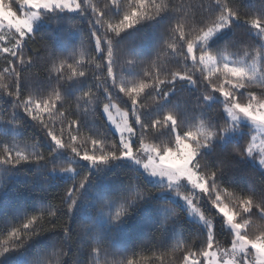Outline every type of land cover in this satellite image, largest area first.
Returning <instances> with one entry per match:
<instances>
[{"label":"trees","instance_id":"16d2710c","mask_svg":"<svg viewBox=\"0 0 264 264\" xmlns=\"http://www.w3.org/2000/svg\"><path fill=\"white\" fill-rule=\"evenodd\" d=\"M230 2L242 13L255 11L258 15H264V0ZM10 3L14 11L19 9L14 1ZM210 3H214V0H155L157 5L169 6L173 10L172 15L180 18L181 25L187 22L189 27L184 28V31L190 33V38H194L200 30L201 22L210 26L213 18L207 11ZM86 5L87 13L84 14L42 12L40 23L32 31L34 37L23 48L24 59L31 58L34 63L25 66L22 73V83L26 85L21 90L22 99L31 98L36 102L50 98L55 104L51 114L44 113L37 121H32L19 109L14 111L12 123L7 122L12 118L14 109L6 90L10 85L15 90L16 86L14 77L4 72L9 67L7 61L12 57L0 55V154L6 146L18 147L22 152H39L45 156L52 153L47 161H29L15 168L0 165V241L6 239L8 232L20 226L28 217L40 216L51 205L58 206L65 188L71 186L74 180L79 183L86 177L71 213H66L64 209L57 211L56 223H66L68 236L57 228L29 238L21 247L9 248L6 252L0 247V264H44L45 260L48 264H60L62 260L64 264H73V261L75 264H121L127 259H133L136 264H183V257L189 251L199 253L206 247V233L198 223L186 217L179 203L161 193L163 186L150 182L138 167L123 158L109 160L106 164H91L71 152L75 146L81 154H92L93 139L102 141L95 149L96 154L119 144L117 135L110 129L102 112L103 106L110 101H117L126 108L130 114L129 123H135V117L131 116L130 100L119 92L118 87L112 86V78L107 76L105 29H99L104 50V56H101L96 51L89 24L94 7L109 12L104 18L105 27L109 22H118V17H115L118 15L116 6L126 10L129 7L128 0H115V4L113 0H86ZM172 15L164 14L143 21L121 34L117 41L119 45L115 65L118 85L131 87L133 83L147 79L145 73H151L153 77L159 74L162 80L170 79L166 75L168 71L192 72L197 80H202L201 65L193 64L191 60L187 64L178 62L182 58L168 55L167 45L175 42L179 35L177 30L175 37H168L167 28L173 19ZM73 22L75 27H71ZM162 46L165 52L157 61L156 52ZM206 47L213 50L219 63L228 59L255 61L258 60L257 47L264 49L255 30L238 20H233L212 36ZM50 50L59 57L55 64L50 59ZM195 55L199 59V50H196ZM65 58L67 62L62 67L61 60ZM260 62L264 65V54H261ZM69 63L72 69L68 67ZM73 69L77 73L85 71L87 76L69 80ZM56 70L63 73L62 80H57ZM213 80L219 85L223 77L217 79L213 76ZM163 87L164 90L168 88L167 85ZM106 88L111 100L107 97ZM204 90L209 91L206 85L194 87L187 81H177L164 101L157 104L159 96L148 89L138 98V114L143 122L150 123L165 110H175L185 124L181 132L188 127L196 130L206 127L207 123H222V119H227L223 114L222 100L205 102L203 108L197 106ZM249 90L257 95L264 94V90L256 84L250 85ZM84 93H89V96L85 97ZM247 99L245 94L242 102L247 103ZM74 120L80 121L78 130L72 123ZM48 131L66 142V148H57L47 136ZM169 135L170 130L165 129L155 133L154 137L149 134L143 139L148 145H166ZM71 136L77 139L72 141ZM248 141L249 133L223 143L215 140L212 147L201 150L197 157L204 158L206 164L203 167L206 168L217 167L218 161L236 164L234 169H226L218 177L219 192L213 193L214 196L220 195L230 210H235L240 197L250 191L257 198H264L263 171L248 157L239 159L225 155L233 146ZM139 144L140 138L133 136V146L138 147ZM54 167H71L72 171H53ZM137 189L150 190V193L143 199L134 200L128 205L126 215L120 221L112 222L111 215L118 210L121 198ZM102 205L104 212L100 211ZM245 219L250 224L249 235H259L258 226L262 222L256 216ZM46 221L47 217L41 223L47 228L49 225ZM214 232L218 244H230L231 234L220 219L216 220ZM97 241L103 243L98 254L91 252V248L97 246L94 243ZM61 243L67 249L66 257L60 251Z\"/></svg>","mask_w":264,"mask_h":264},{"label":"snow or ice","instance_id":"6c2138e0","mask_svg":"<svg viewBox=\"0 0 264 264\" xmlns=\"http://www.w3.org/2000/svg\"><path fill=\"white\" fill-rule=\"evenodd\" d=\"M15 3L20 7L18 10H13V4L6 2V0H0V28L7 26L10 30H14L16 36V43L13 47H0V53H4L6 56L12 57L7 63L9 67L4 69V72L8 76L14 77L15 90L12 86H8L6 94L11 98L13 105V115L8 123H12L14 120V111L22 109L23 112L30 117L32 121H37L39 117H42L44 113L51 114L55 108L54 102L49 99H42L34 102L31 98L28 100L22 99V89L26 86L22 83L25 66L34 63L29 58L24 59L23 48L32 35L33 22L38 19L42 12H75L79 11L81 14L87 13L86 0H15ZM115 4V0H113ZM128 9H121L118 5L116 9L118 11V22H109L106 27L104 25V18L109 15V12L97 7L92 8V16L89 17L90 34L92 38H95L96 51L104 56V50L102 49L100 28H104V36L107 44V76L112 78V86L118 87L120 93L125 94L131 102V116L135 117V123H129V113H124L123 125L117 124L116 131L119 133V144L113 145L107 151L101 150L99 154H96L95 149L102 141L99 139H93L92 145L94 151L92 154L85 152L83 154L77 150L75 146L72 147L71 152L80 159L88 161L91 164H106L109 160H116L119 158L136 159L137 163H140L141 154L147 157V162H143V168L152 176L164 177L169 184L178 183L180 181H186L187 184L200 193L205 194L209 198L213 196V193L219 192L218 177L229 168H235L236 164L229 161L223 163L218 161V166L215 168L203 167L206 161L203 157L197 159L200 156L201 150L212 147L213 139L223 140L225 136L233 132L237 127L241 117L246 118L257 132L264 133V94L257 95L249 90V86L256 84L260 89L264 90V65L260 62L261 54H264V49L257 47L258 62L260 67H257L256 63L246 64H229L227 62L223 65H219L218 61L213 55V50L210 51L206 45L209 39L221 29L227 27L233 20L242 21L249 25L256 32L257 38L264 43V15H258L255 11L250 13H242L239 8L233 7L230 0H214V3H210L207 11L211 17L210 26L201 22L199 25V31L196 32L194 38H190V33L185 32L184 28L189 27L187 22L181 25L180 18L172 15V9L169 6L155 4V0H128ZM164 14H171L173 19L168 25L167 34L168 37H175L177 30L179 35L175 42L167 45L168 55L178 56L182 58L178 62L187 64L188 60H191L193 64L204 65L200 69L202 80H197L195 74L192 72L181 73L180 71H168L167 76L170 79H160V75L155 77L151 73H145L147 79H141L138 83H133L131 87H127L123 84H117L116 78V51L119 45L118 38L122 33L134 28L136 25L143 21L153 20ZM173 23L176 27L173 28ZM71 27H75V23L71 24ZM186 45V51H184ZM196 50H199L201 55L199 59L195 55ZM165 48L162 46L156 52V60L159 61L160 57L164 54ZM18 58V59H17ZM50 59L53 64L59 59L57 54L50 50ZM67 62V58L61 60V66ZM158 66V65H157ZM68 67L72 69V64L69 63ZM57 71V80L63 79V73ZM85 71L72 70V76L69 80L86 77ZM213 76L217 79L223 77V82L219 85L213 80ZM151 81V83L149 82ZM177 81H187L192 86L206 85L209 91H205L198 98L200 101L197 106L203 108L205 102H207L213 92L219 93L224 98V112L227 114V119H222V123L208 124L206 127L192 130L188 127L181 132V129L185 127L182 119L179 118V113L175 110H165L161 115L156 116L151 122H143L138 114V98L141 93H145L146 90L152 89L155 94L159 96L157 101L161 103L173 90ZM163 85H167V90H164ZM106 94L109 100L111 95L106 88ZM247 95V103L242 102V98ZM84 96H89V93H84ZM59 98V94L57 93ZM115 105L105 104L104 111L108 112L109 108ZM111 119V117H109ZM76 125L77 130L79 128L80 121H72ZM138 126V127H137ZM170 130V139L166 145L152 144L148 145L144 143V137L146 135H153L162 130ZM47 136L50 137L51 142L55 144L57 148H66V142L57 136L52 131L47 132ZM136 136L140 138L139 146H133L131 137ZM72 141L77 139L76 136L70 137ZM256 139L255 135L251 136V140L246 143H242L239 146H233L230 151L226 152L227 157L235 156L239 159H245L247 157H253L264 168V140H261L259 152L256 151ZM174 141V146H173ZM255 154V156L253 155ZM52 153H48L47 156L36 152L29 153L27 151H21L15 146H6L2 154H0V165L8 166L9 168H15L16 166L29 161H47ZM53 171H72L71 167H54ZM86 177L81 179L79 183L75 180L71 186L65 188L64 196L60 198L58 206L51 205V207L45 211H42L40 216L28 217L20 226L14 227L6 235V239L0 241V247L4 252L9 248H18L24 245V243L31 237L42 234L45 231H51L54 229H61L68 236V230L66 223L58 225L56 223L57 211L64 209L66 213H71L73 206L76 204L80 191L84 186ZM150 190L137 189L134 193L122 197L121 202L117 205L118 210L111 215L112 222H118L123 216L126 215L128 205L131 204L137 198L143 199L149 195ZM187 201L188 207L192 208L193 201L187 199V197L181 196ZM212 207L219 213L223 214L224 224L230 230L232 236L231 248L226 249L223 255L216 261L217 253L210 251L215 245V236L213 234L212 223L205 219L201 214L200 219L206 225V247L199 253H193L189 251L183 257V264H209L210 260L213 264H264V198H257L256 195L250 191L247 195H242L237 203L235 210H229L228 206L223 203L220 195H215L214 199H211ZM256 211H253V210ZM100 211L104 212L103 205L100 207ZM259 212V215H257ZM106 214V213H105ZM176 215V213H173ZM249 216H256L262 223L258 226L260 232L255 237L249 235L248 228L250 227L249 221L245 219ZM47 217V224L49 227H45L41 221ZM237 217L239 219H237ZM163 230V225L161 227ZM71 237H69V241ZM97 246L91 248L92 253L100 252L101 242H94ZM60 251L62 255L66 257L68 255L67 249L61 243ZM107 251V250H105ZM199 255L203 257L199 262L195 259V256ZM224 257H228L225 259ZM44 264H48L45 260ZM60 264H64V260L60 261ZM73 264L75 262L73 261ZM121 264H136L133 259H127Z\"/></svg>","mask_w":264,"mask_h":264},{"label":"rangeland","instance_id":"374dc122","mask_svg":"<svg viewBox=\"0 0 264 264\" xmlns=\"http://www.w3.org/2000/svg\"><path fill=\"white\" fill-rule=\"evenodd\" d=\"M11 1L15 2V0H6V2H9V3ZM19 7L20 6L18 5V8ZM78 12L79 11L68 12V13L76 14ZM38 23H40V16L38 17V19H36L33 22L32 31L38 26ZM220 31L216 32L214 35L218 34ZM15 43H16V36L14 35V30H10L9 28H7V26L0 28V47L11 48L15 45ZM263 45H264V43H263ZM0 55L3 56L5 54L0 53ZM240 60L231 61L230 59H228V60L220 62V63L218 62V64L222 66L223 63H225V62H227L229 64H238V63L253 64V63H256L257 67L258 68L260 67L258 60L248 61V62H244V61H242V60L240 61ZM201 67L203 68L204 65H201ZM216 99L222 100L224 102V98L221 97L219 95V93L218 94L212 93L211 98L207 102L210 103L211 101L216 100ZM107 104L115 105L114 107L110 106L108 112L104 111V106H103L102 112H103L104 118H105L107 124L109 125L110 129L117 135L118 140H119L120 136H119V133L116 131V125L117 124L123 125L124 119H125L124 113H126L128 111L126 108L122 107L117 101H110ZM223 114L227 118V114L224 112V107H223ZM109 117H111V119ZM243 133H249V140H251L252 135H255L257 137V139H256V151L259 152L261 140H264V133L257 132L254 129V126L246 118H243V117L240 118L239 123H238V127L233 132L227 134L223 140H219V141L221 143H223L228 139H236V138H239L240 136H242ZM130 139H131V142L133 144V137H131ZM215 140L216 139H213L212 143ZM253 155L255 156V154H253ZM248 158L254 165H256L264 173V168H262L259 165V163L256 159H254L253 157H248ZM123 159L126 161H129L134 166L138 167L144 173V175L146 176V178L150 182H153L155 184L163 186V190L161 191V193L163 195L169 197L172 201L179 203L183 207V209L185 210L186 217L188 219L193 220L196 223H198L203 228V230L205 231L206 234H207V229H206L205 223L203 221H201V219H200L201 214L205 217L206 220H208L212 223L214 236H215V232H214L215 223H216V220H218V219H220L222 221L224 228H226L230 232L227 225H225L223 222V220H224L223 214L219 213L215 208L212 207L211 199H214V197H215L214 195H213L214 197L212 196L211 198H209L205 194L200 193L198 190L193 189L191 187V185L187 184V182L183 181V180L178 182V183H172L170 185L166 178L150 175V173L148 171H146L142 166L143 162H147V157L144 156L143 154H141V157H140L141 162L140 163H137L136 159H134V158L133 159L123 158ZM181 196L187 197V199H190L193 201L192 208L188 207L187 201L185 199H183ZM231 241H232V236L230 238V244L220 245L217 243L216 237H215L214 248L211 249L210 251H215L217 253V256L215 258L216 261H218L219 258L223 255L224 250L231 248ZM224 258L227 259L228 257H224ZM195 259L199 262L200 260L203 259V257L195 258ZM209 264H213V262L210 260Z\"/></svg>","mask_w":264,"mask_h":264}]
</instances>
